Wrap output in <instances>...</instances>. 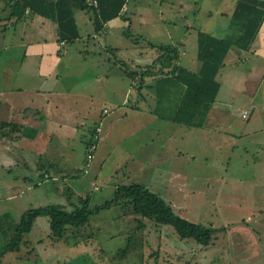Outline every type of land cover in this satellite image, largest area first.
<instances>
[{
	"label": "rangeland",
	"instance_id": "1",
	"mask_svg": "<svg viewBox=\"0 0 264 264\" xmlns=\"http://www.w3.org/2000/svg\"><path fill=\"white\" fill-rule=\"evenodd\" d=\"M237 1L128 0L123 10L130 5V28L116 26L106 36L101 32L88 38L89 33L96 34L94 25L84 24V13L77 10L83 36L59 47L58 63L54 54L53 59L37 57L40 70L46 69L41 61H54L47 71L60 77L53 83L46 81L47 72L35 82L27 79L26 74L31 68L35 70L36 62L29 66L30 57H23L27 46L21 42L28 43L43 33L39 29L25 34L21 30L24 20L12 16L5 6L15 1L0 0V88L16 87L20 82L41 85L46 81L44 86L103 94L118 102L128 101V106L133 101L147 105L149 97L145 100L138 92L145 83L143 78L149 75H129L126 69L143 70L148 67L144 64L147 58L162 54L151 42L177 47V43L184 42L185 53L178 61H188L190 68L197 66L200 30L220 37H236L241 32V24L233 15ZM220 7L224 14L219 12ZM144 10L150 12L141 22L139 12ZM239 51L242 65L234 72L231 65L221 68L219 79L225 88L217 97L231 110L229 119L235 134L225 128L212 131L162 119L126 139L117 129L112 136L116 142L107 148L109 152L103 156L104 149L99 147L95 158L93 154L90 159L88 144L95 140L96 129L93 132L95 122L87 120L71 143L54 137L53 157L49 160L50 152L42 157L29 155V150L16 159L15 141L8 136L6 127L0 128V214L10 212L19 220L30 208L52 204L71 211L88 190L90 207L95 208L113 199L118 185L140 182L171 202L184 217L217 227L210 243L181 238L173 226L126 212L115 202L95 211L85 225L69 227L63 237L52 234L49 215L37 216L33 228L23 237V247L11 252L12 262L6 264H264V110L248 102L256 92L253 100H264V66L251 70L247 66L252 65L254 55L243 48ZM156 69L160 70V63ZM246 75L263 76L246 81ZM224 89H230V93ZM142 90L149 96L147 88ZM165 95L158 111L168 115L180 100L181 85L167 88ZM207 131L215 133L212 143L204 141ZM147 136L153 143H142ZM167 136L173 139L167 141ZM165 140L168 151L147 154L150 148L159 151ZM174 149H178L175 155ZM6 159L12 166H2ZM22 174L30 183L25 184ZM7 181L24 184L7 191Z\"/></svg>",
	"mask_w": 264,
	"mask_h": 264
},
{
	"label": "crops",
	"instance_id": "2",
	"mask_svg": "<svg viewBox=\"0 0 264 264\" xmlns=\"http://www.w3.org/2000/svg\"><path fill=\"white\" fill-rule=\"evenodd\" d=\"M15 1V0H14ZM14 3H6V7H9V11L12 14L16 9L13 7ZM128 4V9L126 12L130 10ZM18 10V9H17ZM210 10V9H209ZM24 11V10H23ZM82 13H84L82 17L83 23L92 26L93 22L90 18V15L87 16L85 14L86 11L81 10ZM235 11V8H234ZM233 11V13H234ZM77 12V11H76ZM75 12L76 20L79 26L80 30V37L83 36L82 34V26L77 18V13ZM150 11L144 10L140 13L139 19H141V22H145V19L143 18L147 13ZM220 13L224 14L225 10L223 7H220ZM22 13V9H21ZM126 13V14H127ZM212 14V12H210ZM18 20H24V23L21 26V30L25 34H27V31H37L40 29V31L43 33L42 35H36V37H32L29 39V42L26 43L22 41V45L24 44L27 46L26 51L24 52V59L25 56L30 57V61L28 62L29 66L31 62H36L34 65L33 70L31 68V71L26 74L27 79L29 81L35 82L39 79V75H42L44 73H48L46 76V81L48 79L52 80L53 83L55 82L56 78L59 79L60 75H53L51 71H47V68L51 66V64L55 61L58 63L60 60V57L58 56V50L59 47H62L65 45L63 40H59V34H58V24L56 21L50 18H46L42 15L38 14H32L29 8H26L23 12V16L21 18H18L17 16H14ZM126 25V22L121 17H116L108 22L105 23V29H104V35H108L110 30H114L116 26H123ZM50 32V35H47V33ZM95 34V33H93ZM88 34L87 38L95 35ZM56 40H59L58 43H56ZM184 42L180 41L177 43L179 49H180V56H182V53H185V50L183 49ZM243 47H240L238 45L232 46L225 58V65H231V68L235 69L242 65V53L239 51V49H242ZM234 49H237L234 51ZM247 50V52H250L254 55V60L252 62L251 66L249 67L251 70H258L263 69L262 66H264V21L259 28L258 32L256 33L254 39L250 42L249 46L243 48ZM53 54L56 57V60H46L44 62L41 61L42 65H46L45 70H40L39 66L37 64V57L41 55H46L47 59H53ZM249 56V54H248ZM245 56V57H248ZM50 57V58H49ZM158 57V56H157ZM157 57H150L147 58L146 65L152 64L153 61ZM33 58L36 59V61H32ZM149 59V60H148ZM199 60V58H198ZM237 61V62H236ZM200 62V63H199ZM197 61V66H193V68H190L187 63L188 61H185V64H182V62L179 61L180 64L183 66L190 68L192 70L198 71L201 67V61ZM144 64L141 63V66H144ZM187 64V65H186ZM262 64V65H261ZM55 65V64H54ZM32 67V66H31ZM43 67V66H42ZM220 76V72L218 75V80ZM248 78H246V81L250 80H257L261 78L263 75H246ZM264 77V76H263ZM153 76H148V78H143L145 83L144 86L141 87V90L138 92L139 97H143L145 100L149 97V102L147 105L142 106L137 102L133 101V104L131 103V106H128V101L122 100L123 102H118L113 97L104 96L103 94H97V93H91L86 91H78L75 89H60L55 88V86H44L46 81H44L41 85L33 84V83H26L20 82L16 84V87H8V88H0V121H7L12 122L16 124L15 127V133L13 134L14 137H11L12 141H15V151L13 155H15V158L18 159V157L22 156V152L24 150H29L31 153L29 155H32V153H35L37 155H40L42 157H46L49 152V160L53 157V149L52 143L54 141L55 136H59L61 138H65L68 140V143L74 140L76 135L80 132V125L84 124V121H94L95 126H101L102 132L100 133V140L97 143L96 149L99 147L104 149V155L109 152L107 149L109 146L114 144L116 142V137H112L114 132L119 130V134L123 137V139H126L127 137H130L131 135H136L139 132H143L150 124H156L159 123L160 120H168L172 121L166 114H159V111L155 110L157 105H154V101H156V89L150 83L152 82ZM26 79V78H25ZM154 80V79H153ZM221 82V81H220ZM152 84V83H151ZM151 87V88H148ZM224 87L225 85L221 82L220 89ZM227 88H230L228 84L226 85ZM106 90H111L108 86L105 87ZM142 88H147L149 96L147 93L142 90ZM227 93H230V89H224ZM220 91V90H219ZM258 91V90H257ZM221 91L218 93V98ZM257 93V92H256ZM256 93L253 94L251 97L252 99L248 101L250 104H253L254 106H259L261 109L264 110V100L263 101H254L253 99L256 97ZM246 94L248 96H251L250 93L247 92ZM121 103V104H120ZM157 104V103H156ZM168 105V104H166ZM226 104L223 101H219L216 99V102L211 107L210 112L208 114V117L206 118V121L203 128L210 129L214 131V128L216 130H223L224 128L226 131L230 132L231 134H235L232 132L233 129V122L229 119L231 118V110L225 107ZM253 106V107H254ZM227 111H230V115L227 114ZM249 114V110H246ZM170 115V114H168ZM94 126V128H95ZM194 127V126H193ZM93 128V129H94ZM92 129V130H93ZM207 131L206 135L204 134V141L207 143H212L214 139V132ZM225 133V134H228ZM222 134V133H219ZM167 135H174L173 133H168ZM102 137V139H101ZM233 137V136H231ZM166 138V137H165ZM144 142L149 145V143H153L151 136L150 137H144ZM168 139H173V136H167ZM8 141V140H6ZM166 140L162 144V148L158 151L155 150V148L152 150H148L147 154L152 153L153 155L157 152H164L168 151L169 147L168 144H165L167 142ZM11 142V141H10ZM8 142V143H10ZM12 143V142H11ZM88 143V142H87ZM165 144V145H164ZM259 144V143H258ZM261 144V141H260ZM106 145V148H105ZM263 145V143H262ZM51 148V149H50ZM255 148V147H254ZM94 150V152L96 151ZM256 149V148H255ZM13 150H11L12 152ZM178 149H174L173 155L177 154ZM93 152V154H94ZM133 153V152H132ZM130 152L131 157L134 156ZM25 154V153H24ZM102 156V157H103ZM95 158V154L93 156ZM154 157V156H153ZM25 158V157H24ZM4 160V159H3ZM9 159H6V161ZM25 160V159H24ZM3 162L2 166L10 167L12 166L11 163ZM20 163H23L19 159ZM25 162V161H24ZM81 168V167H78ZM47 173H49L47 171ZM48 174H46L47 176ZM23 180H25L26 183H30V181L27 180V175H20ZM49 176V175H48ZM24 183H21L20 181H15V183L11 181H7V185L5 188H7V191H10L13 189L12 187H23ZM30 186V185H29ZM12 195L10 194L8 196V199L11 198ZM21 218L18 220L17 216L11 215L10 212H4L0 214V253L5 248L8 241H10L14 236L16 235L18 224L20 223ZM33 228V227H32ZM31 231V230H30ZM22 244V243H21ZM23 247V244L21 245ZM20 247V248H21ZM18 251L20 249H17ZM15 250H10L4 252L0 256V264H6L12 262L11 258V252ZM19 264V263H17Z\"/></svg>",
	"mask_w": 264,
	"mask_h": 264
},
{
	"label": "trees",
	"instance_id": "3",
	"mask_svg": "<svg viewBox=\"0 0 264 264\" xmlns=\"http://www.w3.org/2000/svg\"><path fill=\"white\" fill-rule=\"evenodd\" d=\"M127 1L97 0V4H94L89 0H15L13 7L16 10L11 15L21 18L25 9L29 8L32 14L53 19L58 24L59 40L68 43L77 40L81 35L75 16L77 10L90 13L96 33L103 32L105 23L116 17H121L126 22L125 26L130 28L132 21L127 16V12L123 10ZM233 15L241 24V32L236 37H220L207 31H199L198 58L201 61V67L198 71L179 63L180 49L175 44L153 42H151L152 46L160 50L162 54L143 70L129 71L126 69L129 75L134 76V74L141 73L153 76V83L151 82L150 85L156 87V111L167 88L180 84V100L167 118L194 127L204 125L221 87L218 75L225 65L226 55L232 46L238 45L245 48L254 39L264 21V0H238ZM157 63H160V70L156 69ZM143 86L142 84L141 87ZM1 127H6L9 130L8 136L14 137L16 124L0 121ZM99 140L100 138L89 141L88 147L92 143L97 147ZM93 152L88 150L92 156ZM92 185L95 186V183ZM90 200L91 192L88 190L87 194L80 198V204L71 211L59 204L30 208L22 215L16 235L7 242L0 256L6 251L20 249L24 235L30 232L39 215H49L52 234L56 237H63L68 233L69 227L85 225L95 211L110 207L115 202L127 209L126 212L142 214L154 220L156 224L173 226L174 232L181 238L191 237L200 243L208 244L217 231V227L213 225L195 222L179 214L171 202L140 182L118 185L115 197L95 208L90 207ZM140 226H144V223Z\"/></svg>",
	"mask_w": 264,
	"mask_h": 264
},
{
	"label": "built area",
	"instance_id": "4",
	"mask_svg": "<svg viewBox=\"0 0 264 264\" xmlns=\"http://www.w3.org/2000/svg\"><path fill=\"white\" fill-rule=\"evenodd\" d=\"M89 1H92L94 4H97V0H89ZM65 41H62V43H64ZM247 112V111H246ZM101 128H100V126H98L97 128H96V134H95V140L96 139H98L99 137H100V133L98 134V132H97V130H100ZM94 140V139H93ZM96 149V145H94L93 143L88 147V150L90 151V152H93L94 150ZM91 157H90V159L92 158V155L91 154H89Z\"/></svg>",
	"mask_w": 264,
	"mask_h": 264
}]
</instances>
